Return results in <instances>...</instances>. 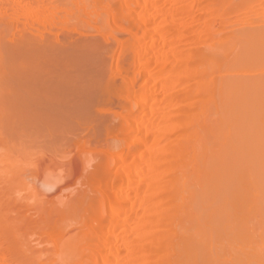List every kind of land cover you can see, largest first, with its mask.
Wrapping results in <instances>:
<instances>
[{"label": "bare ground", "instance_id": "1", "mask_svg": "<svg viewBox=\"0 0 264 264\" xmlns=\"http://www.w3.org/2000/svg\"><path fill=\"white\" fill-rule=\"evenodd\" d=\"M0 16L14 38L92 28L115 51L95 111L79 106L103 136L75 109L76 129L23 148L2 117L0 264H264V0H4Z\"/></svg>", "mask_w": 264, "mask_h": 264}, {"label": "rangeland", "instance_id": "2", "mask_svg": "<svg viewBox=\"0 0 264 264\" xmlns=\"http://www.w3.org/2000/svg\"><path fill=\"white\" fill-rule=\"evenodd\" d=\"M4 6V0H0V8L1 7H3ZM0 19H1V16H0ZM7 18H2L1 20H0V57H1V55L3 56V58L1 57L0 58V61H2L1 63H0V81L3 83H1L0 84V89H6L7 87V89L6 90H3V91H5L4 93H3V91L2 90H0V102H2V103H0V105H2L3 104V106H0V108H1V112H0V115L1 114H4V116L3 115H1L0 116V123H2L3 122V125H1L0 124V127H2L3 126V130H4V132H7L8 131V133L10 132L11 133V131L13 130V131H15V129H17V130H20V128H21V133H23V135L25 136V134H28V139L30 140H28L27 139V137L25 136V138H21V137H24V136H22L21 135V133H20V135H18V137H17V133L19 134V131H15V132H17L16 133V136H13L12 137V135H10V137H9V135L7 134V135H5L6 133H4V137L5 136H7V137H5V139L6 138H8V141H9V138H10V140L11 141H9V142H11V143H13V142H15V143H13L14 145L16 144L17 145V143H18V145H23V148H35L36 146L38 147V145H39V143H38V145H36L37 144V140H38V138H39V140L38 141H40L41 142V140H42V142L43 143H45V141H43V139L45 140L46 138H50V136L51 135H53L54 137H55V139H59V137L61 136V133L60 132H58V136L56 135L55 136V133L59 130V128H57V129H55V130H57V131H55V130H53L55 133H51V135H48V134H50L49 133V129H51V128H49L51 125H56V126H60L61 128H63L64 127V125L62 126V125H60L61 123H62V121L63 120H69V118L72 116V118H74L73 116L75 115V114H78L77 112L79 111V110H81L82 112V114L81 115H78V117H75L74 119L76 120L77 118H78V120H80L79 122H82V124H86L87 126L89 125V122H91L92 124H94V125H92L91 123H90V127H92L91 129H90V127L88 126V128L91 130V132H90V134L92 133V131H93V126H96V127H94V129H96L95 131V133H97V136H99L100 137V135L101 136H103V127H101V125L100 126H98L99 125V123L96 125V123H94L92 120H93V117H92V120L90 119V116L89 115H93V113L94 112H92V111H95V109H96V106H94L93 107V105H96V104H94L96 101H97V95L95 96V94H98V92H95V94H94V91H98V90H96L97 88H98V86L97 87H95L96 86V84H97V82L99 81H101V80H97V79H100L101 77H102V80H104V77H107V76H109L110 75V70H109V68H110V62L112 61V59L114 58V55H115V51L113 50V48H111L112 49V52H111V49H110V47H113L112 46V44H106L105 42H103L102 40H104L103 38H102V40L100 39V37H101V35H99L97 32H93V29L92 28H86V29H84L83 28V31L85 32H83V31H81L82 29H78L79 31H81L82 32V35L81 34H79L80 32H78V30L76 31H73L72 30V28H71V34H69L70 33V28H68L69 29V32L67 31L68 29L67 28H64V31L66 32V33H68L69 34V39L66 37V35H68V34H66L65 36H64V34H65V32H63V31H61V33H64V34H61L60 35V30L61 29H59V31H57L56 33H57V38H56V33H52V31H51V33H52V35L53 36H55V40H54V37L53 36H51V35H49L50 33L49 32H44V33H49V34H42L43 32H40V34L39 33H37V34H39V35H41L42 34V36L40 37L39 35L38 36H34V35H36V33L32 36V33H34V32H30V34H29V32L28 31H24V30H26V29H24V28H20V31H19V41H17L16 42V40H17V38H18V36L17 37H15L14 38V36H15V34L14 33H16V32H14V31H12V29H11V26H10V23H9V21H8V23H9V26H8V23H7V21H5ZM2 21H4L5 23H3L2 24V26H8V27H10V28H6V27H2L1 26V22ZM6 23H7V25H6ZM2 27V28H1ZM13 27V26H12ZM5 28H6V30H5ZM24 29V30H23ZM67 29V30H66ZM88 29V30H87ZM5 30V31H4ZM7 31V32H6ZM22 31V33H24V34H21L20 32ZM28 32V34H26ZM55 32V31H54ZM75 32H78L77 34L75 33ZM13 34V35H12ZM17 34H18V31H17ZM84 34V35H83ZM86 34V35H85ZM96 36H95V35ZM23 36H24V38H23ZM31 39H33V40H29L28 41V37ZM30 36H32V37H30ZM45 37L46 36V38L44 39V38H42V37ZM60 36H63L64 37V41H63V37H60ZM93 36V37H92ZM98 36V37H97ZM25 37H27V38H25ZM72 37V38H71ZM92 37V38H91ZM94 37H96V38H94ZM103 37V36H102ZM14 38V39H13ZM35 38H38V39H35ZM94 38V39H93ZM21 39H22V41H21ZM43 41H42V40ZM47 39V40H46ZM57 39H59V40H57ZM62 39V40H61ZM67 39V41H65ZM81 39V40H80ZM82 39H84L83 41H82ZM86 39H88V40H86ZM23 40H24V42H23ZM72 40V41H71ZM77 40V41H76ZM95 40H101V43L99 44V41L97 42H94ZM15 41V42H14ZM31 41V42H30ZM47 41V42H46ZM60 43H59V42ZM73 42V44L71 43V42ZM85 41V42H84ZM89 41H90V43H89ZM105 41H106V39H105ZM107 41H108V39H107ZM106 41V42H107ZM110 41V40H109ZM108 41V42H109ZM14 42V43H13ZM28 42V43H27ZM32 42H34V43H32ZM56 42H58V45H57V43ZM80 42H81V44H80ZM86 42H88V43H86ZM92 42V43H91ZM112 42V41H111ZM18 43H20V44H18ZM26 43V44H25ZM52 43V44H51ZM77 43V44H76ZM12 44H15L14 46H11ZM37 44V45H36ZM47 44V45H46ZM55 44V45H54ZM60 44H62V45H60ZM83 44V45H82ZM85 44H89V46H87V45H85ZM93 44L95 45V46H93ZM102 45L103 44V47L102 46H99V45ZM20 45V46H19ZM24 45H25V47H24ZM49 45V46H48ZM64 45H66V46H64ZM75 45V46H74ZM96 45H97V47H96ZM16 46V47H15ZM28 46V48H26ZM53 46H55L54 48H53ZM87 46V47H86ZM98 46H99V48H98ZM12 48L13 50H15V51H13V50H11L10 48ZM32 47H34V48H32ZM64 47V48H63ZM80 49H79V48ZM90 48V50L92 51H90L89 50V48ZM101 47H102V49H101ZM106 47V48H105ZM107 47L109 48V49H107ZM36 48H38L37 50H36ZM95 48H96V50H95ZM23 49V50H22ZM25 49H26V51H25ZM47 49V50H46ZM54 49V50H53ZM81 49H84V50H81ZM87 49V50H86ZM97 49H98V51H97ZM101 49V50H100ZM105 49V50H104ZM107 49V50H106ZM114 49H115V46H114ZM7 50V51H6ZM17 50H18V52H17ZM20 50V51H19ZM28 50V51H27ZM46 50V51H45ZM100 50V51H99ZM34 51V52H33ZM53 51H54V53H53ZM64 51V52H63ZM67 51V52H66ZM77 51V52H76ZM88 51H89V53H88ZM94 51H95V54L96 55H94ZM7 52V53H6ZM17 52V53H16ZM26 52L28 53V54H26ZM51 52H52V54H51ZM58 52V53H57ZM71 52V53H70ZM75 52V53H74ZM99 52V53H98ZM10 53H12V54H10ZM67 53H68V55H67ZM91 53V54H90ZM114 55H113V54ZM45 54V55H44ZM77 54V55H76ZM81 54L83 55L82 57H84L83 59L82 58H80L81 57ZM111 54V55H110ZM52 55V56H51ZM57 55V56H56ZM60 55V56H59ZM79 55V56H78ZM97 55H98V57H97ZM5 56V57H4ZM49 56H50V58H49ZM54 56V57H53ZM66 58H65V57ZM75 56V58H73ZM87 56H89V57H87ZM96 56V57H95ZM112 56H113V58H112ZM25 57V58H24ZM29 57V58H28ZM44 57V58H43ZM63 57V58H62ZM71 57V58H70ZM86 57V58H85ZM90 57H92V58H90ZM40 58V59H39ZM69 58V59H68ZM88 58H90V59H88ZM96 58V59H95ZM59 59H60V61H59ZM66 59H67V61L68 62H66ZM92 59V60H91ZM19 60V61H18ZM42 60V61H41ZM53 60V61H52ZM79 60V61H78ZM86 60V61H85ZM21 61V62H20ZM52 61V62H51ZM85 61V62H84ZM91 61H94V62H91ZM98 61V62H97ZM29 62V63H28ZM43 62V63H42ZM63 62V63H62ZM84 62V63H83ZM97 62V63H96ZM17 63V64H16ZM26 63V64H25ZM65 63V64H64ZM79 63V64H78ZM93 63H96V64H93ZM11 64V65H10ZM28 64V65H27ZM52 64V65H51ZM63 64V65H62ZM66 64H69V66L68 65H66ZM89 64V65H88ZM6 65V66H5ZM27 65V66H26ZM39 65V66H38ZM62 65V66H61ZM71 65V66H70ZM76 65V66H75ZM95 65V66H94ZM3 66V67H2ZM58 66H60V67H58ZM67 66V67H66ZM81 66V67H80ZM93 66V67H92ZM98 66V67H97ZM12 67V68H11ZM55 67V68H54ZM62 67V68H61ZM69 67V68H68ZM89 67V68H88ZM28 68V69H27ZM74 68V69H73ZM77 68V69H76ZM83 70H81V69ZM85 68V69H84ZM93 68V69H92ZM22 69V70H21ZM58 69V70H57ZM63 69H67V70H63ZM68 70H70V71H68ZM74 70L75 71H77V73L76 72H74ZM66 71V72H65ZM81 71V72H80ZM85 71V72H84ZM6 72V73H5ZM31 72V73H30ZM54 72V73H53ZM61 72H62V74L64 75V77L62 76V74H61ZM64 72V73H63ZM72 72V73H71ZM80 72V73H79ZM84 72V73H83ZM24 73H27V74H24ZM51 73V74H50ZM53 73V74H52ZM56 73V74H55ZM66 73V74H65ZM69 73V74H68ZM75 73H76V75H75ZM5 74V75H4ZM59 74V75H58ZM61 74V75H60ZM105 74H106V76H105ZM24 75V76H23ZM34 75V76H33ZM46 75H48V76H46ZM65 75H66V77H65ZM103 75V76H102ZM5 76V77H4ZM59 77V80H58V77ZM68 76V77H67ZM85 77H86V80H85ZM3 80H2V79ZM17 78V79H16ZM20 79V80H19ZM27 79V80H26ZM34 79H35V81H34ZM43 79V80H42ZM72 79V80H71ZM96 79V80H95ZM74 80H76V81H74ZM4 81V82H3ZM34 81V82H33ZM40 81V82H39ZM94 81V82H93ZM95 81H97V82H95ZM6 82V83H5ZM70 82L72 83V85H70ZM75 82V83H74ZM98 82V83H99ZM31 83V84H30ZM59 83V84H58ZM64 83V84H63ZM66 83V84H65ZM76 83H77V86H76ZM26 84V85H25ZM3 85H5L4 87H3ZM32 85V86H31ZM51 85H52V87H51ZM55 85V86H54ZM65 85H67V87L65 86ZM71 87H70V86ZM93 86V87H91V86ZM95 85V86H94ZM11 86V87H10ZM24 86V87H23ZM60 86V87H59ZM61 86H62V88H61ZM73 86V87H72ZM29 87V88H28ZM65 87V88H64ZM54 88V89H53ZM63 88H64V91H63ZM70 88H72V89H70ZM78 88V89H77ZM94 89V91H93V89ZM96 88V89H95ZM56 89H57V91H56ZM80 89H81V91H80ZM38 90V91H37ZM75 90V91H74ZM84 90V91H83ZM86 90H88V91H86ZM91 90V91H90ZM35 91V92H34ZM70 91V92H69ZM72 91H74V92H72ZM83 91V92H82ZM93 91V94H94V96L96 97L95 99L96 100H94V98L92 97V95H91V92ZM7 92V93H6ZM58 92V93H57ZM71 92H72V94H71ZM81 94H80V93ZM89 92V93H88ZM34 93V94H33ZM79 93V94H78ZM84 93H87L86 95L84 94ZM7 94V95H6ZM12 94V95H11ZM33 96H32V95ZM67 94H68V96L70 97V98H68V96H67ZM90 94V95H89ZM1 95H2V97H1ZM4 95H5V97H4ZM23 95V96H22ZM70 95H72V96H70ZM76 95V96H75ZM84 95L86 96L85 98H84ZM88 95V96H87ZM29 98H28V97ZM36 96V97H35ZM74 96V97H73ZM90 96V97H89ZM3 97H4V101H1V100H3ZM8 97V98H7ZM62 97V98H61ZM75 97H77V98H75ZM83 97V98H82ZM88 97V98H87ZM2 98V99H1ZM14 98H15V101H14ZM74 98H75V100H74ZM92 98V99H91ZM10 99V100H9ZM59 99V100H58ZM61 99V100H60ZM27 100V101H26ZM44 100V101H43ZM53 100V101H52ZM67 100V101H66ZM78 100V101H77ZM90 100H92V105L91 104H88V103H90L91 101ZM94 100V101H93ZM51 101V102H50ZM81 101L82 102H84V103H87L88 105H90V107H91V109H92V114L90 113H88L89 115V118H87L88 116H86L87 114V112H89V106H88V108L86 109L87 110V112H85L86 110L83 108V106H81L82 104H81ZM88 101V102H87ZM90 101V102H89ZM28 102V103H27ZM72 102H74V103H72ZM80 102V103H79ZM6 105H5V104ZM33 103V104H32ZM38 103V104H37ZM71 103V104H70ZM78 103V104H77ZM34 104H36V105H34ZM49 106H48V105ZM61 104V105H60ZM73 104V105H72ZM81 104V105H80ZM57 105V106H56ZM64 105H66V106H64ZM71 107H70V106ZM75 105V107H73L72 108V106H74ZM77 105V106H76ZM84 106H87L86 104H83ZM22 106V107H21ZM25 106V107H24ZM64 106V107H63ZM79 106H81L82 107V109H84L85 111H83L82 109H81V107L79 108ZM4 107V108H3ZM5 107H6V110H5ZM34 107V108H33ZM39 107V108H38ZM66 107V108H65ZM94 109H93V108ZM24 108V109H23ZM42 108V109H41ZM56 108H59V109H56ZM44 109V110H43ZM69 109H70V111H69ZM75 109H77L76 111H74ZM3 110V111H2ZM5 110V111H4ZM12 110H14V111H12ZM50 110H52V111H50ZM54 110H55V112H54ZM68 110V111H67ZM62 111V112H61ZM64 111L66 112L65 114H64ZM4 112V113H3ZM58 112V113H57ZM62 114H61V113ZM69 112V113H68ZM73 112V113H72ZM74 112H75V114H74ZM11 113V114H10ZM33 113V114H32ZM44 113V114H43ZM68 113V114H67ZM14 114V115H13ZM53 114V115H52ZM64 114V115H63ZM69 114H71L70 115V117H69ZM72 114H74V115H72ZM79 114H80V111H79ZM96 114L97 115H95V113H94V115L93 116H95V117H101V115H99L98 113H97V110H96ZM23 115V116H22ZM36 117H35V116ZM49 115V116H48ZM82 115H84L85 116V118H87L88 120H89V122L85 119V120H83V118H82V120H81V117H84V116H82ZM42 116V117H41ZM80 116V117H79ZM2 117L5 119V122L8 124L7 126H5L6 127V129H7V131H5L6 129H5V127H4V120L2 119ZM11 117V118H10ZM17 117V118H16ZM25 118V121H24V118ZM26 117L28 118V119H26ZM57 117V118H56ZM62 117H66L65 119H63L62 120ZM94 117V118H95ZM14 118V119H13ZM54 118V119H53ZM23 119V120H22ZM39 119H41V121L39 120ZM55 119H57V120H55ZM73 119V120H74ZM45 122V123H43V121ZM46 120V121H45ZM49 120V121H48ZM65 120V122H63V123H67V125H65L66 127H68V122L71 120H69V121H66ZM72 121L73 123H75L76 121ZM53 121V122H52ZM56 121V122H55ZM84 121H86L85 123H83ZM9 122V123H8ZM37 122V123H36ZM47 122L49 123V124H47ZM71 122V123H72ZM87 122H88V124H87ZM30 123V124H29ZM60 123V124H59ZM70 123V122H69ZM70 123V127L69 128H74V129H76V124L74 125L73 123V125ZM18 124V125H17ZM19 124H21V125H19ZM45 124L46 125V127H47V129H48V131L47 132H45V129H46V127H44L43 125ZM59 124V125H58ZM102 124V123H101ZM10 125H13V127H12V129H11V126ZM39 125V126H38ZM92 125V126H91ZM17 128H16V127ZM49 126V127H48ZM53 126H51V127H53ZM85 126V125H84ZM87 126H85L84 128V130H86L87 129ZM10 127V128H9ZM100 127V128H99ZM14 128V129H13ZM19 128V129H18ZM30 128V129H29ZM54 128H56V127H54ZM82 128H83V126H82ZM102 128V129H101ZM11 129V130H10ZM46 129V130H47ZM53 129V128H52ZM51 129V130H52ZM29 130V131H28ZM35 130H37V131H35ZM43 130V131H42ZM50 130V131H51ZM89 130V131H90ZM12 131V132H13ZM89 131H88V129L86 130V132L87 133H89ZM14 132V133H15ZM27 132H30V133H27ZM32 132H33V134H32ZM35 132V133H34ZM94 132V131H93ZM99 132H100V134H99ZM13 133V134H14ZM25 133V134H24ZM40 133V134H39ZM43 133H47V135H48V137H46V136H44L43 135V137H38L37 138V135L35 136V134H39L40 136L42 135ZM12 134V133H11ZM30 134V135H29ZM57 134V133H56ZM59 134H60V136H59ZM36 137L35 139H37V140H35L34 139V136ZM32 136V137H31ZM53 136H51V137H53ZM14 137H16L17 138V140H15L14 141ZM44 137H46V138H44ZM13 138V139H12ZM31 138V139H30ZM49 138L48 139H46V142L49 140ZM18 139H19V141H18ZM25 139V140H24ZM26 139L29 141V142H31L32 141V139L34 140V141H32V143H35V144H33V146H30V144L31 143H29V144H27L26 142H28V141H26ZM61 139V138H60ZM7 140V139H6ZM18 141V142H17ZM21 142V143H20ZM32 145V144H31ZM36 145V146H35ZM42 145H44V144H40V146H42ZM30 148V149H31Z\"/></svg>", "mask_w": 264, "mask_h": 264}]
</instances>
